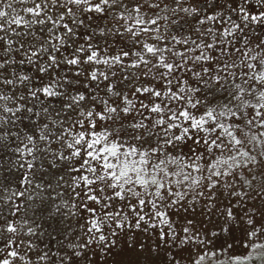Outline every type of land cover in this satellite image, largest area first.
<instances>
[{"label": "snow or ice", "instance_id": "6c2138e0", "mask_svg": "<svg viewBox=\"0 0 264 264\" xmlns=\"http://www.w3.org/2000/svg\"><path fill=\"white\" fill-rule=\"evenodd\" d=\"M0 149L31 157L22 187L41 162L61 198L50 216L87 214L57 251L0 216V264H95L129 231L156 247L134 240L113 264H157L162 245L177 249L163 264H264V205L244 208L264 201V0H0ZM4 192L15 217L27 187ZM197 204L218 217L211 239Z\"/></svg>", "mask_w": 264, "mask_h": 264}, {"label": "rangeland", "instance_id": "374dc122", "mask_svg": "<svg viewBox=\"0 0 264 264\" xmlns=\"http://www.w3.org/2000/svg\"><path fill=\"white\" fill-rule=\"evenodd\" d=\"M12 147H15V144H13ZM26 159H31V157H24L21 159L19 154L8 151L7 149H0V196L5 194V189H7L9 192L12 190L24 191L25 187H27L26 196L16 201V203L23 205L17 215L15 217L10 216L8 212V206L5 205L3 201H0V216L16 221L17 223L27 219L30 226L35 229L36 236L28 237L21 233V235L15 239H17V241L23 239L25 243H27L28 240H31V242L36 246V250H47L48 248H51L52 251H57L60 248L61 243L66 246L70 242H77L78 237L81 235V226L84 223L87 214L82 213L76 217H73L71 215H61L57 213L55 216H50L49 214L53 211L54 204H59L61 202V198L58 197L55 202L51 201L50 197L56 195V192H53L52 189L49 188L48 172L41 169V162L39 160L35 162V167L33 169L35 175L30 176V179L33 180V184L31 186H21V181L27 172V168L26 166L21 168L20 165L23 164L24 160ZM47 167V164L43 165L44 169H47ZM36 183H40L42 185V191L35 187ZM53 187H55L54 182ZM253 187L257 189L260 187L259 176H257L256 183L253 185ZM56 191H63V189H56ZM37 192L40 193L39 198H36ZM28 193H31V195L34 197L35 204L39 207H32L33 201L27 200ZM63 199H68L67 195L64 196ZM225 203H227V201H225ZM253 203L255 204V207L252 208L253 212H257V210L262 205H264V201L256 199L255 196H253L245 203L244 208H248ZM221 207H223V204ZM25 208L28 209L27 213L25 212ZM41 209H43V211ZM191 211L192 210L189 209V212ZM62 212L66 213L67 210L62 209ZM185 215L188 214L181 210V215L172 217V220L175 222V227H177L178 230L186 224V220L183 219ZM241 215H243V212H241ZM188 218L193 219L194 229L199 230L201 234L207 232L209 239L212 238L213 231H218V229L215 227L218 217L212 216V222L210 223L209 216L207 214H201V204L196 205L195 214L189 215ZM256 219L257 221L260 220V216L258 214ZM2 222L3 221L0 220V223ZM234 227L236 231L233 233V237L227 239L228 242L233 245V254L243 255L245 253L243 245L248 243V241L243 238V229L241 228L239 222H237ZM41 233H43V235H41ZM261 236L264 237V233H261ZM110 239H116L117 241L115 248H113L112 254H109L108 256H93L92 259L95 261V264H113L115 259L114 254L123 250L127 245L134 242V240H139L140 243L148 245L152 248H155L157 244V237L153 233H144L143 231L139 233L135 231H129L127 235L119 234L118 237H110ZM225 239L226 237L222 233L221 239L215 241V243H223ZM257 242H264V240ZM0 247H3V241H0ZM166 247V245L161 246L160 256L157 264H163V261L166 257H168L172 252L177 251L176 248H171L169 252H166ZM96 251L98 252L99 248H97ZM217 251H219V249H217ZM193 252H195V249H193ZM29 255L35 262V254L29 253ZM184 256L185 260L181 261V264H186L187 253H185ZM218 259L226 258L220 257ZM209 264H211V262H209ZM257 264H261V262L258 261Z\"/></svg>", "mask_w": 264, "mask_h": 264}]
</instances>
